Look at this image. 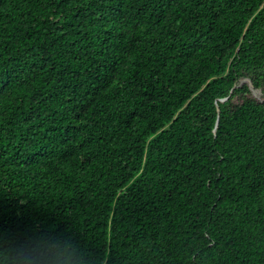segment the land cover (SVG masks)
Returning <instances> with one entry per match:
<instances>
[{"label":"trees","instance_id":"1","mask_svg":"<svg viewBox=\"0 0 264 264\" xmlns=\"http://www.w3.org/2000/svg\"><path fill=\"white\" fill-rule=\"evenodd\" d=\"M0 264H264V0H0Z\"/></svg>","mask_w":264,"mask_h":264},{"label":"rangeland","instance_id":"2","mask_svg":"<svg viewBox=\"0 0 264 264\" xmlns=\"http://www.w3.org/2000/svg\"><path fill=\"white\" fill-rule=\"evenodd\" d=\"M252 92L254 93V94H257V93H259V91L257 90V91H255V90H252Z\"/></svg>","mask_w":264,"mask_h":264},{"label":"water","instance_id":"3","mask_svg":"<svg viewBox=\"0 0 264 264\" xmlns=\"http://www.w3.org/2000/svg\"><path fill=\"white\" fill-rule=\"evenodd\" d=\"M243 80H245V79H243ZM243 80H242V81H243Z\"/></svg>","mask_w":264,"mask_h":264}]
</instances>
